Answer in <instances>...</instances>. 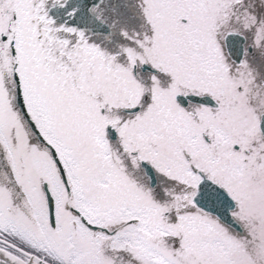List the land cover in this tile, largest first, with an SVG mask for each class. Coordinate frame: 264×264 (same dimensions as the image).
<instances>
[{
	"label": "snow or ice",
	"instance_id": "6c2138e0",
	"mask_svg": "<svg viewBox=\"0 0 264 264\" xmlns=\"http://www.w3.org/2000/svg\"><path fill=\"white\" fill-rule=\"evenodd\" d=\"M0 264H264V0H0Z\"/></svg>",
	"mask_w": 264,
	"mask_h": 264
}]
</instances>
